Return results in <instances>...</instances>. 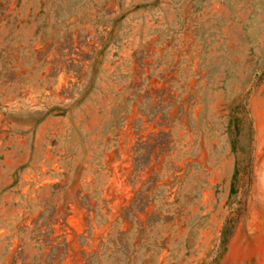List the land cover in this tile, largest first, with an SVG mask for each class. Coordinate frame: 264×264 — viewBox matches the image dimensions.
I'll list each match as a JSON object with an SVG mask.
<instances>
[{
  "label": "rangeland",
  "instance_id": "obj_1",
  "mask_svg": "<svg viewBox=\"0 0 264 264\" xmlns=\"http://www.w3.org/2000/svg\"><path fill=\"white\" fill-rule=\"evenodd\" d=\"M0 264H264V0H0Z\"/></svg>",
  "mask_w": 264,
  "mask_h": 264
}]
</instances>
